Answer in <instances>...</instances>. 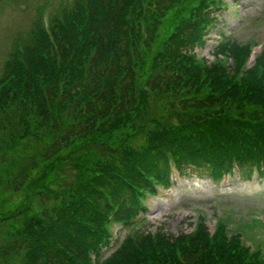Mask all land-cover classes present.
I'll return each instance as SVG.
<instances>
[{
	"label": "trees",
	"instance_id": "1",
	"mask_svg": "<svg viewBox=\"0 0 264 264\" xmlns=\"http://www.w3.org/2000/svg\"><path fill=\"white\" fill-rule=\"evenodd\" d=\"M221 1L38 6L0 76V154L43 144L5 172L0 264H264L222 224L171 235L138 220L173 168L213 184L264 178V52L251 68V46L229 38L212 63L195 52ZM67 164L73 183L54 190ZM114 223L130 234L104 257Z\"/></svg>",
	"mask_w": 264,
	"mask_h": 264
},
{
	"label": "rangeland",
	"instance_id": "2",
	"mask_svg": "<svg viewBox=\"0 0 264 264\" xmlns=\"http://www.w3.org/2000/svg\"><path fill=\"white\" fill-rule=\"evenodd\" d=\"M73 1L0 0V76L13 48V40L18 36L24 37L30 30L38 6L46 3L47 15L62 6L71 5ZM220 6V24L210 32L205 46L196 50L198 59L205 58L212 63L214 51L225 37L231 38L237 45H249L251 49L254 45L264 46V0H223ZM218 31L221 34L217 36ZM260 47L255 49V54L260 53ZM42 148V142L32 138L20 144L14 152L3 151L0 154V187L10 164L14 168L16 165V169L26 166ZM74 173L69 164L64 166L60 185H55L53 189L60 190L72 184ZM18 200L17 196H8L6 203ZM143 204L145 212L138 216V220L145 218V225L152 232L164 229L171 235H178L179 232L188 234L202 218L210 234L216 233L222 224L227 232L239 235L245 245L252 250H260L264 257V179L241 182L235 175L215 186L210 180L186 178L179 180L171 191L163 193L162 188H158V194L147 196ZM123 227V224L109 225L111 237L102 250L104 257L111 255L128 235L130 230Z\"/></svg>",
	"mask_w": 264,
	"mask_h": 264
}]
</instances>
